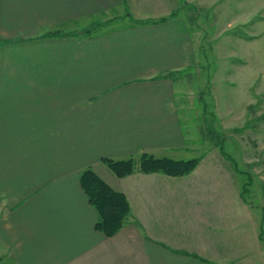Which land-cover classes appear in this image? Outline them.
<instances>
[{"label": "crops", "instance_id": "obj_1", "mask_svg": "<svg viewBox=\"0 0 264 264\" xmlns=\"http://www.w3.org/2000/svg\"><path fill=\"white\" fill-rule=\"evenodd\" d=\"M197 1L0 0V264H264L256 181L241 178L224 143L179 176L120 177L102 160L195 156L175 83L200 56L181 13ZM255 4L259 14L233 10L249 11L234 19L248 23V55L234 56L240 85L254 93L233 110L232 137L250 148L257 129L239 122L249 110L264 119V64L249 65L264 34V0ZM99 15L111 27L75 29ZM88 167L130 203L112 236L96 228L81 185Z\"/></svg>", "mask_w": 264, "mask_h": 264}, {"label": "rangeland", "instance_id": "obj_2", "mask_svg": "<svg viewBox=\"0 0 264 264\" xmlns=\"http://www.w3.org/2000/svg\"><path fill=\"white\" fill-rule=\"evenodd\" d=\"M256 2L259 4L260 0H204L181 11L188 18L194 32H197L200 56L196 65L176 75L175 91L176 98L183 105L180 112L184 128L188 134L194 136L193 157L206 153V147L210 145L224 143L225 149L234 159V164L237 163L242 171L241 178L252 179L254 183L256 181L257 194L253 203L260 213L264 210V140L259 135H264V119L258 118V115L249 110L242 120L243 124L239 122L241 131L254 132L253 129H257L258 141L255 148L248 147V139L242 147L232 137L235 127L231 120L233 110H238V105L242 104L245 96H253L254 93L252 89L247 90L248 88L240 85L237 70L242 59L234 56L239 52L248 55L249 46L247 42H242L243 37L247 38L250 32L248 23L242 25L238 21L240 19H234L247 16L249 11H239L241 15H237L235 13L238 11L233 10L236 5L241 4L248 8L250 6L254 13L259 14L260 12L254 10ZM113 19L106 15L91 17L75 29H85L89 33L102 31L111 27ZM250 48L256 56L254 60L251 57L249 65L260 72L259 67L264 64V34ZM250 88H254L253 84ZM249 109L256 110L251 107ZM225 136L231 138L225 139ZM253 151L255 154H252ZM263 232L264 230L261 233Z\"/></svg>", "mask_w": 264, "mask_h": 264}, {"label": "trees", "instance_id": "obj_3", "mask_svg": "<svg viewBox=\"0 0 264 264\" xmlns=\"http://www.w3.org/2000/svg\"><path fill=\"white\" fill-rule=\"evenodd\" d=\"M166 17L161 18L164 20ZM155 21V20H151ZM117 176L123 177L136 170L142 172H164L179 176L191 172L199 163V157L176 159L168 156L156 157L143 151L138 156L127 158H102ZM80 182L90 203L97 209L99 218L96 228L107 236L117 233L124 225L130 211V203L124 192L116 190L102 179L91 167L80 174Z\"/></svg>", "mask_w": 264, "mask_h": 264}]
</instances>
